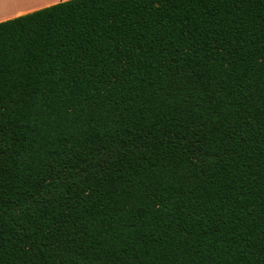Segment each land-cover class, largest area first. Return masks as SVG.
Returning a JSON list of instances; mask_svg holds the SVG:
<instances>
[{
  "label": "trees",
  "instance_id": "trees-1",
  "mask_svg": "<svg viewBox=\"0 0 264 264\" xmlns=\"http://www.w3.org/2000/svg\"><path fill=\"white\" fill-rule=\"evenodd\" d=\"M0 264H264V0L0 22Z\"/></svg>",
  "mask_w": 264,
  "mask_h": 264
},
{
  "label": "crops",
  "instance_id": "crops-1",
  "mask_svg": "<svg viewBox=\"0 0 264 264\" xmlns=\"http://www.w3.org/2000/svg\"><path fill=\"white\" fill-rule=\"evenodd\" d=\"M67 0H0V22Z\"/></svg>",
  "mask_w": 264,
  "mask_h": 264
}]
</instances>
